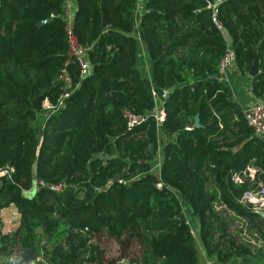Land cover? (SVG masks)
I'll list each match as a JSON object with an SVG mask.
<instances>
[{
  "label": "trees",
  "instance_id": "obj_1",
  "mask_svg": "<svg viewBox=\"0 0 264 264\" xmlns=\"http://www.w3.org/2000/svg\"><path fill=\"white\" fill-rule=\"evenodd\" d=\"M75 1L86 76L67 56L65 0H0V213L19 215L13 233L0 230V253L36 247L33 264H114L108 240L129 264H198L183 198L209 259L263 258L264 220L243 198L264 187V139L216 75L232 50L247 77L256 53L251 94L264 102V0H146L151 85L169 92L159 131L137 69L136 0ZM125 113L145 121L130 127ZM60 182V193L47 188Z\"/></svg>",
  "mask_w": 264,
  "mask_h": 264
},
{
  "label": "built area",
  "instance_id": "obj_2",
  "mask_svg": "<svg viewBox=\"0 0 264 264\" xmlns=\"http://www.w3.org/2000/svg\"><path fill=\"white\" fill-rule=\"evenodd\" d=\"M66 1V9H65V15H64V21L66 22V40L68 44V52L67 56L68 58H72L73 60H76V62L79 64L80 67V73L81 76H86L90 72L89 67V60L88 52L86 49H84L81 44L79 43V40H77L73 29H74V14L71 10V2L69 0ZM146 0H136L135 8H134V15L133 19L135 23H140V16L144 10ZM225 57L221 61L219 65V75L221 76V79L227 77L228 74L235 72V56H233V51L228 50V52L224 55ZM222 81V80H221ZM151 82V81H150ZM149 93L154 98V104L155 107L153 111L151 112V115L155 118L157 131H159L160 127L165 121V113H164V101L166 100V92H158L156 91L153 86L149 85ZM160 102V104H158ZM243 115L245 117V120L250 126L254 133L259 136L260 138L264 139V102L263 101H257L254 105L250 106L249 108L243 110ZM125 118L129 120L130 127H136L140 126L144 121V117H133L129 113L124 114ZM1 173L0 175H2ZM39 186H44L43 183H36L34 184L33 188L38 189ZM51 192L60 193L64 191L67 186L66 183L60 182L58 184H53V186L47 187ZM243 202L246 204H252L254 210H263L264 211V187L262 186L260 190H258L255 193H246V195L243 198ZM1 232L3 234L5 231ZM245 236V234H244ZM247 238V237H246ZM264 249V245H263ZM20 254L17 253L16 256ZM13 259H15V257ZM13 259H11L13 261Z\"/></svg>",
  "mask_w": 264,
  "mask_h": 264
},
{
  "label": "crops",
  "instance_id": "obj_3",
  "mask_svg": "<svg viewBox=\"0 0 264 264\" xmlns=\"http://www.w3.org/2000/svg\"><path fill=\"white\" fill-rule=\"evenodd\" d=\"M139 24L134 22V31L132 32V35L137 39L138 41V62H137V69L143 70L138 64L140 59H144L146 63V69L149 71V78H150V61L149 58H147V52L146 47L143 44L142 40L140 39L139 35ZM139 70V71H140ZM222 82L228 87V89L231 91V94L233 95L236 102L241 106L242 110H245L249 108L250 106L254 105L257 100L254 98V96L251 94V80L252 78L248 75L247 77H243L235 72L230 73L227 75V77L221 79ZM151 81V80H150ZM19 215L17 212V209L13 206L3 209L0 213V230L5 231L4 233L11 234L14 232L16 225L19 221ZM188 222V221H187ZM189 224V222H188ZM190 225V224H189ZM199 222L196 219V229L198 230ZM192 227V226H191ZM197 230H191L192 234L195 237V243H196V249L198 254V264H216L215 261L209 259L207 257V254H205V251L203 247L201 246V242L199 240V236L196 233ZM264 252V250H263ZM119 264H128L125 261H122ZM230 264H264V257L261 259H233V261Z\"/></svg>",
  "mask_w": 264,
  "mask_h": 264
},
{
  "label": "rangeland",
  "instance_id": "obj_4",
  "mask_svg": "<svg viewBox=\"0 0 264 264\" xmlns=\"http://www.w3.org/2000/svg\"><path fill=\"white\" fill-rule=\"evenodd\" d=\"M69 1L71 2V10L74 12L75 10H77L76 1L75 0H69ZM138 65L141 68H143V70H140V68H139L141 78H143L146 86L150 87L149 85L151 83L150 82L151 78H149V73H148L149 71L146 69V63H145L144 59H140ZM158 104H160V102ZM163 159H164V157L162 156L161 148H159L158 152L156 154L155 160H153L151 162L152 172L157 177H159V171L161 169ZM180 203L182 206L183 215H185L186 220L189 222L191 230H193V229L197 230L195 228L196 227V218L193 215H191V210H190L188 203L183 198H180ZM6 233H7V231H6ZM100 243L102 245V248L105 250L104 260L106 263L119 264L122 262V260H120L119 254L117 253L118 251H117V246L115 243L113 244L112 242H109L108 240H102ZM37 251H38V249H37ZM138 251H139V246H138V244H136V242H134L131 245V247L129 248V255L132 257H136ZM37 255H38V252H36L35 258ZM117 260H120V261H117ZM12 262L13 261L9 257L0 253V264H12ZM125 262L129 264L128 261H125Z\"/></svg>",
  "mask_w": 264,
  "mask_h": 264
},
{
  "label": "water",
  "instance_id": "obj_5",
  "mask_svg": "<svg viewBox=\"0 0 264 264\" xmlns=\"http://www.w3.org/2000/svg\"><path fill=\"white\" fill-rule=\"evenodd\" d=\"M47 22H43V24H46ZM103 28H106V22L105 20L103 21ZM254 59L252 61L251 67L248 71V75L251 78H255L257 77L258 73H259V57L258 55H256V53H254ZM216 78L221 80V76L219 74L216 75ZM169 91H172V89H170ZM169 93V92H166ZM195 127H199V117L196 116L195 117ZM123 173L120 174L119 176H116L114 178H112V180L109 183V186L115 182L118 181L122 178ZM254 213H256L258 216H260L263 220H264V211L263 210H254ZM36 232L38 234H41L42 231L41 229L37 228ZM37 249L35 248H31V249H27L25 251H23L22 253L18 254L15 259H13L12 264H33L36 261L35 255H36Z\"/></svg>",
  "mask_w": 264,
  "mask_h": 264
}]
</instances>
